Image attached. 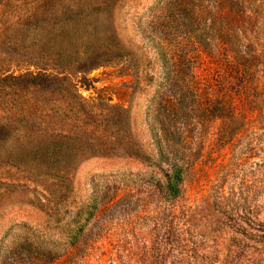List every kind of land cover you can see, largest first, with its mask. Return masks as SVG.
I'll return each mask as SVG.
<instances>
[{"label":"rangeland","instance_id":"374dc122","mask_svg":"<svg viewBox=\"0 0 264 264\" xmlns=\"http://www.w3.org/2000/svg\"><path fill=\"white\" fill-rule=\"evenodd\" d=\"M63 1L90 12L96 0H0V264H264V74L253 109L226 108L224 81L193 58L189 106L165 110L156 97H178L147 33L168 31L171 47L188 45L182 16L192 0H119L118 33L144 70L137 79L125 60L83 55L86 69L69 83L91 113L122 119L87 122L65 91L46 94L19 76L50 48L46 67L54 46L35 48L34 31L11 29L52 19ZM85 25L105 27L96 13ZM113 104L131 105L129 115ZM80 128L97 151L62 154L60 169L32 161L41 138ZM127 139L138 154L123 148ZM176 164L184 166L178 188L169 182Z\"/></svg>","mask_w":264,"mask_h":264},{"label":"trees","instance_id":"16d2710c","mask_svg":"<svg viewBox=\"0 0 264 264\" xmlns=\"http://www.w3.org/2000/svg\"><path fill=\"white\" fill-rule=\"evenodd\" d=\"M118 2L119 0H96L90 7V12H87L85 9L75 10L71 1H63L52 13L54 15L52 19L35 25L30 21L18 23L19 25H14L11 29V32L14 28L34 31L40 36L33 37L35 48L40 40L43 41V45L51 43L54 46L51 47V52L47 53L46 67L41 66L40 62L46 50L50 51V48L43 49L45 54L40 56L41 61H29L32 69L20 73L19 76L30 77V81L35 86L41 84L37 91L46 94L65 91L75 100L87 122L102 119L104 122L111 121L116 124L122 119L91 113L81 96L75 88L73 89L72 83H69L71 79L69 76L73 72L85 71L82 57L95 53L94 58H98V61L94 64H99L100 61L125 60L137 79L140 78L139 74H142L140 73L142 63L136 58L137 49L126 44L118 33L113 15ZM191 4L190 14L187 12L182 16L186 27V38L189 40L188 45L171 47L166 37L168 31H165L164 36H159L157 33L154 35L153 31L147 33V37L157 41L154 49L165 70L166 83L171 93L178 97L176 102L172 103L173 101L164 94L158 95L156 99L159 101H156V104L169 111L185 110L189 106L187 93L190 85L184 82L187 74L190 75L194 70L192 59L198 58L208 77H217L224 81L226 108L238 102L244 112L247 111L248 105H251L253 109L252 91L257 87L259 77L264 74V0H192ZM50 8L52 10V5ZM92 13L101 16L104 28L84 29ZM52 36H54L53 39ZM19 38L23 40L21 35ZM15 44H18V41ZM35 58L38 59L39 56ZM131 93H134V90ZM110 106L126 115H129L131 110V105ZM162 130L165 136L176 135L168 132L166 127ZM47 136L46 139L41 138L39 146L32 150L38 156L32 159L33 162L42 164L48 160L47 162H50L52 166L60 169L62 154L73 149L82 152L97 151L94 147L95 143L91 141V135L83 128L74 133H51ZM155 136L160 153L167 154L166 151H170V147L165 150L161 143L162 135L156 132ZM123 148L129 154L139 152V149H135L134 144L128 139ZM183 169L184 166L172 165L169 175L172 187L178 188L179 182L183 180Z\"/></svg>","mask_w":264,"mask_h":264}]
</instances>
